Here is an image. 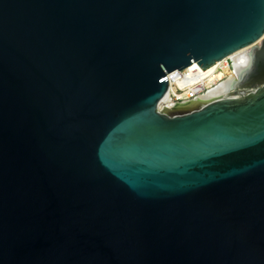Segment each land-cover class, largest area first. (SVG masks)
Here are the masks:
<instances>
[{"label":"water","instance_id":"water-1","mask_svg":"<svg viewBox=\"0 0 264 264\" xmlns=\"http://www.w3.org/2000/svg\"><path fill=\"white\" fill-rule=\"evenodd\" d=\"M0 264H264V0H0Z\"/></svg>","mask_w":264,"mask_h":264},{"label":"built area","instance_id":"built-area-1","mask_svg":"<svg viewBox=\"0 0 264 264\" xmlns=\"http://www.w3.org/2000/svg\"><path fill=\"white\" fill-rule=\"evenodd\" d=\"M254 46L255 44L246 46L244 53L250 62ZM233 68V59L228 55L208 67H201L197 61H193L185 68L168 72L165 76L168 80L169 96L157 109H167L170 115H175L186 112L189 108L204 106L214 99L205 100L203 97L225 82Z\"/></svg>","mask_w":264,"mask_h":264},{"label":"bare ground","instance_id":"bare-ground-1","mask_svg":"<svg viewBox=\"0 0 264 264\" xmlns=\"http://www.w3.org/2000/svg\"><path fill=\"white\" fill-rule=\"evenodd\" d=\"M260 41L261 39L255 42V44L258 45ZM245 51H246V47L241 48L230 54L231 58L233 59V65H234L233 70H231L230 75L225 82H223L217 88L209 91L203 97L205 100H212V99L215 100L236 93V92H232L231 94H229L230 91H236L235 86L239 81H241V79H243L245 72L247 71L250 63L249 59L245 58L244 55Z\"/></svg>","mask_w":264,"mask_h":264}]
</instances>
